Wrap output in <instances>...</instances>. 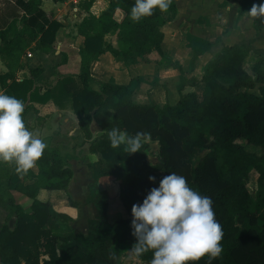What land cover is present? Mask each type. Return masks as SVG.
<instances>
[{"label": "trees", "instance_id": "16d2710c", "mask_svg": "<svg viewBox=\"0 0 264 264\" xmlns=\"http://www.w3.org/2000/svg\"><path fill=\"white\" fill-rule=\"evenodd\" d=\"M42 2L16 0L22 15L0 29V59L5 68L0 86L23 102L24 121L29 111H35L33 103L52 101L59 109L72 110L89 152L100 157V175L118 182L124 216L99 233L55 232L59 227L50 228V222L61 226L70 218L53 211L37 195L40 190L67 192L73 178L69 162L51 147L44 150L36 171L29 170L23 176L16 173L14 163L0 162V206L6 211L0 227V264H119L120 250H129L135 243L131 234L132 205L141 203L170 172L185 176L193 189L213 200L223 230V251L212 264H264V58L256 55L247 70L250 51L246 44L224 46L206 63L201 79L192 81L194 87L202 85L200 95L181 92L175 105L137 104L129 85L101 83L99 91L92 90L91 64L105 52L134 61L152 46L162 55L160 28L165 23L164 15L175 11L172 2L167 12L155 9L152 16L134 22L129 13L135 0H108V7L98 17L88 14L76 25L77 34L83 37L77 75L46 83L41 79L43 70L37 67L28 69L27 77L19 80L21 56L33 43L49 54L63 27L45 13ZM89 5L84 8L87 10ZM116 10L123 13L120 22L114 19ZM263 26L264 18L260 16L254 28L260 30ZM108 35H115V44L106 39ZM209 46L202 43L192 47L191 67ZM258 84L256 94L252 90ZM93 122L101 130L97 137L90 129ZM112 127L132 135L146 133L139 152L129 154L123 145L112 148L107 136ZM149 141L158 145L156 165L147 163ZM198 151L206 153L195 162ZM251 173L257 175L253 196L246 185ZM149 176L156 181L150 182ZM14 177L31 182L12 184ZM14 192L30 200L28 208L17 203ZM67 200L74 207L68 194ZM101 218H105L104 212ZM152 256L148 251L139 259L149 263ZM195 264H208L207 257Z\"/></svg>", "mask_w": 264, "mask_h": 264}, {"label": "crops", "instance_id": "0c3cea01", "mask_svg": "<svg viewBox=\"0 0 264 264\" xmlns=\"http://www.w3.org/2000/svg\"><path fill=\"white\" fill-rule=\"evenodd\" d=\"M15 1L0 0V29L5 28L13 17L22 15ZM88 2L90 5L86 10L84 5ZM172 2L175 4V11L164 15L165 23L160 28L163 34L162 55L155 52L152 46H149L134 61L114 58L110 52H105L91 64L90 89L99 91L101 83L129 85L133 90V101L135 99L137 104L154 102L161 105H175L181 92H197L200 95L199 90L202 85L194 87L192 81L201 79L206 63L213 59L224 46L241 43V41L228 43L226 38H231L232 35H226V26L224 27L222 23L225 18L223 14L233 15L235 11L233 21L238 16L241 19L248 15L247 12L254 3L248 0H229L226 3L225 0H172ZM45 3L46 0H43L41 8L45 13L61 22L63 27L59 30L56 42L49 54L42 53L33 43L21 56L20 64L23 69L17 73L19 80L27 77L28 69L37 67L43 70L41 79L46 83L55 82L63 76L77 75L80 68L78 51L83 43V37L77 34L76 25L88 14L98 17L108 7V0H66L61 3L48 4V11H46L43 7ZM259 17H253L251 22L254 31L264 29V26L260 30L254 28V21ZM262 17L264 18V16ZM114 19L120 22L123 19V13L116 10ZM230 22L228 21L227 28L230 27ZM182 30L184 32H181ZM106 39L115 44V35H108ZM202 43H209V49L199 55L191 67L192 47H197ZM63 58H65L64 62H62ZM185 68L186 73L183 72ZM4 72L5 68L0 59V75ZM0 91L8 94L7 90L1 86ZM155 92L160 98H156L158 96L154 95ZM151 95L156 98L157 102ZM147 98L148 102L143 103L142 101ZM31 105L35 111H29L25 116L28 129L41 138L47 147L57 148L66 154L69 152L66 149L69 148L72 154L65 159L71 168L74 161L79 163L82 176L77 177L76 171L72 168L73 178L70 180L68 188L70 189L74 182L77 183V186L86 185L88 179H86V167L83 164H92L93 171L97 173L96 171H100L98 169L101 165L100 157L89 152L88 142L82 137L72 110L69 108L59 109L52 101ZM36 123H38L37 126H35ZM90 129L93 137L101 134V130L94 122L91 123ZM64 143L69 145L65 146ZM76 145H81L79 150L77 149L78 151L73 150ZM31 170L35 172L36 168ZM99 180H101V175ZM17 182L26 184L31 180H23L21 177L12 178V184ZM13 195L20 205L22 201L27 202L26 197L22 194L14 192ZM37 199L49 203L58 212H67L75 220V211L69 208L67 203L61 204V201L66 199L64 191L40 190ZM28 202H30L29 199ZM0 208L4 210L2 206ZM4 212L0 227L5 221L6 211L4 210ZM12 220L8 223L11 224ZM74 224L77 225L78 220ZM84 232L82 229L81 233Z\"/></svg>", "mask_w": 264, "mask_h": 264}, {"label": "clouds", "instance_id": "9594fccd", "mask_svg": "<svg viewBox=\"0 0 264 264\" xmlns=\"http://www.w3.org/2000/svg\"><path fill=\"white\" fill-rule=\"evenodd\" d=\"M171 3L172 0H135L130 19L139 22L152 16L155 9L167 12ZM247 13L251 17L264 16V0L254 3ZM23 112L20 99L0 91V162L14 163L21 176L36 166L47 147L26 127ZM145 135H132L118 127L107 132L110 146L115 149L123 145L129 154L139 152ZM148 179L156 181L154 176ZM131 215L135 243L129 252L139 259L151 250L149 264H195L205 256L212 264L223 251L222 225L216 219L212 198L193 189L183 175L170 172L163 176L141 203L132 205Z\"/></svg>", "mask_w": 264, "mask_h": 264}, {"label": "rangeland", "instance_id": "374dc122", "mask_svg": "<svg viewBox=\"0 0 264 264\" xmlns=\"http://www.w3.org/2000/svg\"><path fill=\"white\" fill-rule=\"evenodd\" d=\"M52 3L49 0H46V3L44 4V9L47 10L48 4ZM224 15V21L222 22L224 27L226 26V35L230 36L231 38H226L228 40V43L230 42H244L250 51V55L246 61L245 68L249 70V66L251 62L254 60L256 55H260L264 58V29L260 31H254L251 25V22L253 21V17L246 15L243 16V18H239V16L234 20L235 11L233 15L223 14ZM232 19V20H231ZM228 21L230 22V27L227 28ZM189 25V23H187ZM181 32H184L183 30ZM235 36V37H233ZM189 69V68H188ZM187 69V70H188ZM186 73V68L183 70ZM189 72H191L189 70ZM188 73V72H187ZM165 75L167 73H164ZM264 87V84L262 85ZM259 87L260 85H256L255 89L252 91L256 94L259 93ZM155 96H158V93H154ZM152 96V95H151ZM153 100L156 101V98H160L159 96L154 98L152 96ZM134 102L135 99H134ZM143 103L148 102L147 100L142 101ZM157 102V101H156ZM161 105V104H160ZM31 121V120H30ZM38 121V120H37ZM38 123H36L35 126H37ZM78 134H80L78 132ZM67 143H64L63 145H66ZM149 149L146 153L147 155V163L149 165H156L159 163V156H158V145L157 143H153L151 141L148 142ZM81 145H76L73 147V150L78 151ZM54 148V147H51ZM57 149V148H56ZM78 149V150H77ZM249 150L259 152V149L248 147ZM59 153L64 156V158H68L71 156L72 152L70 149H66L69 152L64 153L62 150H59ZM205 151H198L196 155L195 162L200 160L202 156L205 154ZM89 162V161H88ZM101 164V160H100ZM86 167V185L84 186H77V183H72L70 189H67L66 193V199L65 201H61V204L67 203L68 207L74 210V214L76 216L75 220L68 214L67 212H58L56 209L53 208L52 210L57 213L65 214L70 218L68 222H64V224H61V226H58L54 222L49 223L50 228H57L59 227V230L55 232L59 233H66L69 231L73 232H82V229L87 232H93V233H99L101 232L109 223H111L114 219L118 217L124 216V209L121 205V202L118 198V182L112 178V177H103L100 178V171H96L95 173L93 171L92 164H83ZM82 165V166H83ZM101 166L98 168L101 169ZM84 167V168H85ZM72 168L76 171L77 177H81V171L79 170V163L77 164L75 161L72 163ZM159 175H164L163 172H159ZM256 177L257 175L255 173H251L248 180L246 181V185L253 196L256 191ZM67 194L69 195L71 201L74 203V207L70 206L68 200H67ZM25 198V197H24ZM27 199V198H25ZM21 205L24 208H28L30 205V202H23ZM104 212L105 218H101V214ZM5 215V212L2 208H0V222L3 221V216ZM78 224L75 225L74 223L77 222ZM78 226V227H77ZM151 253L152 251L149 250ZM153 254V253H152ZM119 264H149L145 261H142L140 259H137L135 256H133L127 248H122L120 250V257H119Z\"/></svg>", "mask_w": 264, "mask_h": 264}]
</instances>
